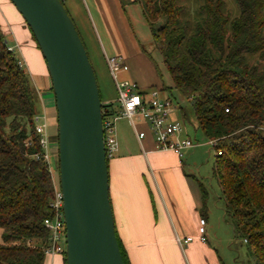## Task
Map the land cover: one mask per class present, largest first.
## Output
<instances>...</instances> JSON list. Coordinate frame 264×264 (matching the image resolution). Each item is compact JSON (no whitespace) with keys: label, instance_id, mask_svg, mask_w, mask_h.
<instances>
[{"label":"trees","instance_id":"16d2710c","mask_svg":"<svg viewBox=\"0 0 264 264\" xmlns=\"http://www.w3.org/2000/svg\"><path fill=\"white\" fill-rule=\"evenodd\" d=\"M234 1L232 17L223 0H201L190 30L179 0H133L171 80L157 70V88L187 101L197 129L215 140L212 175L234 237L244 239L252 264H264V0ZM8 45L0 27V264H44L53 175L35 130L38 90ZM108 110L117 113L101 102L102 116Z\"/></svg>","mask_w":264,"mask_h":264},{"label":"crops","instance_id":"0c3cea01","mask_svg":"<svg viewBox=\"0 0 264 264\" xmlns=\"http://www.w3.org/2000/svg\"><path fill=\"white\" fill-rule=\"evenodd\" d=\"M62 1L75 25L90 40L99 42L103 50L112 49L115 55L110 57L130 59L140 56L126 23L122 0ZM0 27L3 34L9 36L7 42L13 43L23 69L38 90L39 111L47 118L48 141L50 147H56L55 99L49 92L52 89L47 68L41 62V59L45 60L29 27L10 0H0ZM150 84L156 87L159 82L154 85L151 81ZM148 86L138 87L146 97ZM40 90L46 91L41 93ZM173 109L170 110L169 120L179 122ZM137 130L145 132L139 140L134 130L139 149L125 143L122 135L118 134V147L108 159L115 230L127 264H225L217 247L218 242L208 239L214 236L215 221L202 212L204 201L199 196L197 185L200 181L196 179L195 169L186 166L181 160L183 155L172 150H158L148 125L140 123ZM178 136L185 137L182 129ZM194 147L185 149L187 152L184 155L189 158L194 155ZM222 210V218L226 221L223 207ZM200 218L205 219L202 234L199 232ZM226 222L232 227L230 220ZM188 236L192 240L185 242ZM56 257L60 256L45 257L44 264H53Z\"/></svg>","mask_w":264,"mask_h":264},{"label":"water","instance_id":"95a60500","mask_svg":"<svg viewBox=\"0 0 264 264\" xmlns=\"http://www.w3.org/2000/svg\"><path fill=\"white\" fill-rule=\"evenodd\" d=\"M10 1L39 46L55 99L65 264H124L109 194L99 87L84 43L61 0Z\"/></svg>","mask_w":264,"mask_h":264},{"label":"rangeland","instance_id":"374dc122","mask_svg":"<svg viewBox=\"0 0 264 264\" xmlns=\"http://www.w3.org/2000/svg\"><path fill=\"white\" fill-rule=\"evenodd\" d=\"M223 1L226 13H229L232 17L238 14V7L234 0ZM122 2L124 9L123 13L127 19L126 23L129 26L130 31L132 32V37L134 36L133 38L136 42V52H140V56H135L134 58L131 57L130 59H126L123 56V59L116 58L119 65L118 69L115 71L116 80H126L131 83H135L138 87L149 85L145 90L150 92L153 89H158V85L155 87L150 83L151 81H153L155 85L159 82V79L157 78V70H159L162 76V80H164V82L167 84L171 83L169 74L163 65L161 55L153 47L150 30L142 16L140 5L133 2V0H122ZM178 4L184 7L181 20L188 21L189 28L190 30H192L199 18V6L201 4V0H179ZM77 29L83 39L90 62L97 78L101 102L105 104L111 103L112 107L117 111L116 115L118 117L115 121V137L117 140V147V135L121 134L122 138L125 140V143L128 142L130 146L139 149L140 146L135 139L134 128L131 121L128 118L121 116L119 112V103L117 100L118 92L115 86L114 78L112 77L106 62V55L107 57H110L114 56L115 53H112V49L103 50L99 42L96 41V43H94V40H90L80 28L77 27ZM5 37L9 39L8 35H6ZM8 44L14 46L12 45L13 43L11 41H9ZM124 48L128 50L126 45ZM142 49L149 53L150 57L145 52H143ZM14 51L17 55V51ZM256 58L257 57H253L252 61H254ZM41 62L45 67L46 63L43 61V59H41ZM258 63L263 66L264 59L258 60ZM40 91L41 93H43L46 90ZM49 92L53 94L52 90H49ZM159 93V96H161V98L164 97L171 100L172 108H174L173 112L176 119L180 122L185 137L189 136L195 143V147L194 149H192L195 154L189 158V156L184 155L187 151L183 150L184 152H182L183 156L181 157V160L185 161L186 166L189 165L191 169H195V174L197 176L196 179L200 181V183L198 184L197 180H195V183L196 185L198 184L197 188L198 190H200V199L204 201L201 206L202 212L203 214L206 213L207 217L210 220L213 219L215 221V230L213 232L214 236H209L210 238L208 239H215L218 242L217 247L222 256V259L225 261V264H252V259L248 251L246 242L240 236H237L235 238L232 232V227L229 225V223L226 222L229 221V214L227 213L225 216L226 221L222 218V207L224 209V200L223 198H219V196H221V191L216 182V178L211 173L215 150L212 148L209 140H207V138L204 137L201 131L197 129L193 113L188 102L184 99L182 101H177L178 99L170 96L167 91L159 90ZM179 103H181L185 108V116H183L180 111ZM39 114L42 113L39 112ZM133 123L135 126H137V128L140 126V123L147 125L142 118L137 119V117H133ZM55 138L56 147H50L51 145L47 140L46 153L50 170L52 173L57 175V135L55 136ZM110 157H108V159H110ZM62 245L65 249V240L64 242H62ZM63 256L65 257V254L60 257H56L53 264H62Z\"/></svg>","mask_w":264,"mask_h":264},{"label":"built area","instance_id":"2783aa9c","mask_svg":"<svg viewBox=\"0 0 264 264\" xmlns=\"http://www.w3.org/2000/svg\"><path fill=\"white\" fill-rule=\"evenodd\" d=\"M8 49L14 51V47L8 45ZM106 62L109 67L110 73L115 81V86L118 92L119 112L121 116L128 118L135 130L137 138L140 140L144 137L145 132L137 130V126L133 123V117L137 119L142 118L149 126L153 137L155 146L158 150H172L178 155H182L183 150L195 145L190 137L179 138V133L182 129L179 122H172L169 120V113L172 109V102L169 98H161L159 90L153 89L146 97L141 94L136 87L135 83L129 81H117L115 78V71L119 65L115 57H107ZM19 66L23 67L21 60H18ZM116 114L109 113L102 116L103 127V140L107 158L110 157L117 149V140L115 137V121L117 120ZM35 130L39 134L40 144L45 150L44 157L48 161L46 148H47V118L44 113L36 114ZM213 147L215 140H209ZM50 167V166H49ZM53 175L54 196L49 203L52 209V215L44 219V227L48 231L47 245L44 248V255L46 256H62L64 247L62 242L65 240V223L62 212V194L59 188L58 176ZM199 232L204 231L205 219L199 220ZM192 240L191 236L184 239L185 242Z\"/></svg>","mask_w":264,"mask_h":264}]
</instances>
